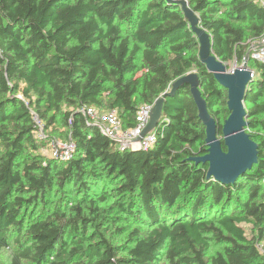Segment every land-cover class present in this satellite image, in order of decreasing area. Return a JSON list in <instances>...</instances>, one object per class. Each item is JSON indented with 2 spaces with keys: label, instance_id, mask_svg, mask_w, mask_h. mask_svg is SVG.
<instances>
[{
  "label": "trees",
  "instance_id": "16d2710c",
  "mask_svg": "<svg viewBox=\"0 0 264 264\" xmlns=\"http://www.w3.org/2000/svg\"><path fill=\"white\" fill-rule=\"evenodd\" d=\"M174 1L0 0V264L6 251L10 264H264L259 1L186 0L217 59L254 72L245 108L258 164L234 184L191 161L208 147L189 85L166 97L146 149L122 150L84 114L116 111L134 128L142 106L196 74L222 137L228 92ZM37 121L64 127L69 159L40 153Z\"/></svg>",
  "mask_w": 264,
  "mask_h": 264
},
{
  "label": "water",
  "instance_id": "95a60500",
  "mask_svg": "<svg viewBox=\"0 0 264 264\" xmlns=\"http://www.w3.org/2000/svg\"><path fill=\"white\" fill-rule=\"evenodd\" d=\"M174 3L182 8L189 20L191 28L200 43V60L207 67L208 73L213 75L218 84L228 92L229 118L222 129V138H219L215 119L209 113L207 102L200 91V78L189 75L176 82L170 92L165 93L154 105L151 120L138 141L155 131L162 118L166 97L174 94L182 85H189L194 101L199 110V120L206 128L207 153L191 159L196 165H208L206 179L225 185L234 184L240 176L253 169L258 164L259 146L247 133L248 114L245 108L247 90L254 80V72L245 61L240 66L235 62L234 68L229 70L227 65L219 61L213 52L212 38L200 25V18L190 8L186 0H177ZM139 149V148H137Z\"/></svg>",
  "mask_w": 264,
  "mask_h": 264
},
{
  "label": "built area",
  "instance_id": "2783aa9c",
  "mask_svg": "<svg viewBox=\"0 0 264 264\" xmlns=\"http://www.w3.org/2000/svg\"><path fill=\"white\" fill-rule=\"evenodd\" d=\"M257 1H259L264 6V0ZM250 58L254 61L264 62V34L259 42L252 48ZM154 105L155 103L142 106L137 112L135 127L127 129L123 127L122 121L116 111L101 112L90 107L84 110V114L90 119L91 123L98 126L102 133L111 140L115 141L122 150L137 148L146 149L155 144L157 140L155 131H152L146 135L142 141H138V139L141 137L143 131L150 123L151 113ZM37 123L39 126L38 132H40L43 125L39 121H37ZM72 149L73 146L70 144L66 150L67 152L64 151V156H58L59 151L55 149V151L52 153V157L62 160L69 159L71 157Z\"/></svg>",
  "mask_w": 264,
  "mask_h": 264
},
{
  "label": "rangeland",
  "instance_id": "374dc122",
  "mask_svg": "<svg viewBox=\"0 0 264 264\" xmlns=\"http://www.w3.org/2000/svg\"><path fill=\"white\" fill-rule=\"evenodd\" d=\"M235 62H237V61H233L230 63V65L228 67L229 70L236 67ZM236 65L240 66L241 64L238 65V63H237ZM102 111L103 112H111V111L106 110V109L102 110ZM41 124L43 125V123H41ZM56 129H57V133H55L53 129L47 130L46 127H44V125H43L41 131L38 132V134H36L38 143H41V144L46 143V146H41L40 150H39L40 153L46 158L52 157V153H53V151H55V149H57L59 151L58 156H64L65 155L64 151H66L70 145L69 140H67L65 138L64 134L62 135L59 133V132H65L64 127H62L61 125H57ZM257 131L262 133V134L264 133L263 130H257ZM219 138H222V137H219ZM59 160H62V159H59ZM248 232L251 235L255 236L256 238L259 237V235L255 231L248 229ZM259 245H260L261 252L264 253V240L259 241ZM218 249L219 248L217 246L213 245L211 252L214 253ZM9 252L10 251H6V254L3 255L2 259H1L2 264H10V260L8 259ZM162 263H163V261L161 260V261L157 262L156 264H162Z\"/></svg>",
  "mask_w": 264,
  "mask_h": 264
}]
</instances>
